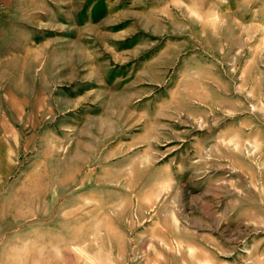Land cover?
Masks as SVG:
<instances>
[{
	"label": "rangeland",
	"instance_id": "374dc122",
	"mask_svg": "<svg viewBox=\"0 0 264 264\" xmlns=\"http://www.w3.org/2000/svg\"><path fill=\"white\" fill-rule=\"evenodd\" d=\"M0 264H264V0H0Z\"/></svg>",
	"mask_w": 264,
	"mask_h": 264
},
{
	"label": "bare ground",
	"instance_id": "6f19581e",
	"mask_svg": "<svg viewBox=\"0 0 264 264\" xmlns=\"http://www.w3.org/2000/svg\"><path fill=\"white\" fill-rule=\"evenodd\" d=\"M139 161V160H138Z\"/></svg>",
	"mask_w": 264,
	"mask_h": 264
}]
</instances>
